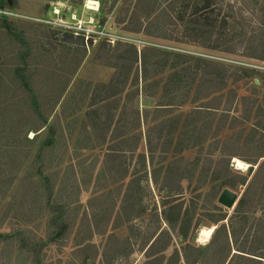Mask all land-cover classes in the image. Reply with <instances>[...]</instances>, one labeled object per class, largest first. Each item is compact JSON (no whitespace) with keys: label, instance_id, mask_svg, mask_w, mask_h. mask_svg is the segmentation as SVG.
<instances>
[{"label":"rangeland","instance_id":"obj_1","mask_svg":"<svg viewBox=\"0 0 264 264\" xmlns=\"http://www.w3.org/2000/svg\"><path fill=\"white\" fill-rule=\"evenodd\" d=\"M212 1L237 27L204 0H0V264H264V0Z\"/></svg>","mask_w":264,"mask_h":264},{"label":"trees","instance_id":"obj_2","mask_svg":"<svg viewBox=\"0 0 264 264\" xmlns=\"http://www.w3.org/2000/svg\"><path fill=\"white\" fill-rule=\"evenodd\" d=\"M204 1H205V5H204V7L201 10H204L205 12L211 10L210 11V14L211 15L208 16V17H205L204 19L208 20L209 23L212 22L214 24V25H212L213 26L212 28H218L220 30L229 31L231 28H233V26L237 27L236 25H238L237 22L239 20V14L242 11L236 12V11H234V9H233L232 6H229V9H226L225 11H224V9L222 11H219L220 13L223 12L224 15L221 16V19L218 22V20H216L215 18H212V14H214V12L216 11L214 9V7H213V1L212 0H204ZM205 12H202V11L196 9V13L189 15V17L191 19L194 18V17H201V18H203V14ZM183 14L186 16V13H183ZM208 14H209V12H208ZM217 23H219V25H217ZM160 54H162L163 56H165V59L168 56V54L167 53H164V52L163 53H160ZM141 58H142L141 59L142 60V66L144 67V71H146V66H147V64H148L149 61L147 60V58L145 56V51L142 53ZM133 60L136 61V62H138V51L137 50H135V54H134ZM175 60H176V62L170 66L171 68H177V67H179V66L187 63V60L185 58L181 57V56H176L175 57ZM163 61L164 62H161V63L159 62L160 63L159 65H160V67H161L162 70L165 69L166 67H168L167 66V60H163ZM216 68L218 70L217 71L218 76L221 77V74H223L222 71L225 68L222 67L221 65H217ZM136 82H137V79L134 80L133 85H135ZM35 107H36V105H35ZM23 120H24V118H23ZM42 126H44V125H42ZM32 128H36V126L33 125ZM40 128H41V126H40ZM167 221L169 223H172V221L169 220L168 218H167Z\"/></svg>","mask_w":264,"mask_h":264},{"label":"bare ground","instance_id":"obj_3","mask_svg":"<svg viewBox=\"0 0 264 264\" xmlns=\"http://www.w3.org/2000/svg\"><path fill=\"white\" fill-rule=\"evenodd\" d=\"M90 5H96V3L91 1ZM241 165H243V167H241ZM233 166L239 170H244V171H246L250 168L248 163H246L240 159H234ZM215 229H216L215 227L202 229L200 231V234H199V242H202L204 245H206V243L211 240V238L215 232Z\"/></svg>","mask_w":264,"mask_h":264},{"label":"water","instance_id":"obj_4","mask_svg":"<svg viewBox=\"0 0 264 264\" xmlns=\"http://www.w3.org/2000/svg\"><path fill=\"white\" fill-rule=\"evenodd\" d=\"M256 83L259 84V81L256 80ZM237 201H238V195L229 189L223 190V192L221 193L218 199V202L228 209L234 208Z\"/></svg>","mask_w":264,"mask_h":264},{"label":"snow or ice","instance_id":"obj_5","mask_svg":"<svg viewBox=\"0 0 264 264\" xmlns=\"http://www.w3.org/2000/svg\"><path fill=\"white\" fill-rule=\"evenodd\" d=\"M241 167H243V165H241Z\"/></svg>","mask_w":264,"mask_h":264}]
</instances>
